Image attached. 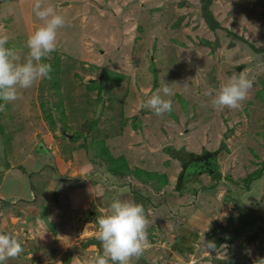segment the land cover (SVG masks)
Listing matches in <instances>:
<instances>
[{
    "label": "rangeland",
    "instance_id": "374dc122",
    "mask_svg": "<svg viewBox=\"0 0 264 264\" xmlns=\"http://www.w3.org/2000/svg\"><path fill=\"white\" fill-rule=\"evenodd\" d=\"M213 1L214 29L202 16L206 0H44L65 18V26L58 31L57 49L46 61L52 64L53 78L19 89L16 101H0L5 109L0 112L3 160L31 146L36 149L40 141L51 152L59 153V145L65 143L80 147L91 140L81 137L70 142L67 135H84L99 120L101 141L106 140L116 155H126L131 167L144 163L147 172L166 176L153 180L169 184L167 190L162 189L169 204L161 206L159 213H166L155 220L157 226L170 216L169 208L188 213L189 204L204 187L209 188L205 196L218 197L231 207L234 203L227 201L228 195L236 194L237 199L240 192L228 178L239 181L261 168L264 161V98L260 95L264 0ZM33 5L34 0H0V35L9 38L7 46L14 47L22 59L28 51L25 41L40 23ZM259 48L262 53L256 51ZM240 72L253 81L247 99L238 109H214L205 92L212 89L215 95L221 84ZM109 77L110 81L103 80ZM99 83L104 85L101 92ZM164 83L173 88L174 95L165 97L172 100L173 110L157 116L144 105ZM79 110L83 113L77 114ZM61 111L70 126L63 133ZM47 114L53 118L55 131L48 125ZM2 128L11 134L13 146L4 144L7 134L1 133ZM42 129L45 132L37 136ZM74 146L67 153L61 150L62 154L87 160L83 150L75 151ZM169 148L171 153L179 152L180 161L171 157ZM207 152L215 154L213 171L218 168L222 176L208 172L206 165L201 166V172L189 168L185 184L178 190L184 165L181 159L187 162ZM255 186L249 194L241 189L242 198H259ZM144 189L149 188L145 185ZM177 202L184 206L175 208ZM215 203L214 208H220L222 203ZM253 222L256 228V218ZM244 233L250 236L253 230ZM247 239L241 241L246 250L254 245ZM233 241L229 236L226 246Z\"/></svg>",
    "mask_w": 264,
    "mask_h": 264
},
{
    "label": "crops",
    "instance_id": "0c3cea01",
    "mask_svg": "<svg viewBox=\"0 0 264 264\" xmlns=\"http://www.w3.org/2000/svg\"><path fill=\"white\" fill-rule=\"evenodd\" d=\"M40 142L36 149L30 147L32 150L21 153L23 156L13 155L5 159L8 161L0 157V233L14 235L24 249L18 257L8 259L5 264H71L72 258L77 256L83 264L89 257L102 251L94 235L97 216L107 212L114 199L136 202L133 190L140 188L145 192V185L139 182L136 185L132 181V184L120 186L102 171H95L88 160H74L70 154H62L60 150L59 153L51 152L50 147H44ZM143 166L136 165L140 169H148ZM159 175H163V172ZM234 186L240 194L244 193L236 184ZM123 187L127 189L122 191ZM208 189L205 188V191ZM166 190L161 194L152 193L151 196L146 192L142 194L151 200L147 202V218L150 221L148 233L157 234V237L167 236L171 242L148 238L149 246L139 258H133L131 264H249L247 258L252 263L258 255L264 258L257 240L247 250L242 248L241 241L248 235L238 230L241 225L247 229L253 227L249 220L246 222L248 224H243L249 214L232 223L226 217H230L236 201L230 207L218 197L205 196L203 190L189 204L191 210L188 213L169 208L167 212L170 216L157 226L155 220L166 213H159L161 206L169 204L165 198L168 196ZM214 201L222 203L220 208H214ZM195 205L196 208H193ZM175 206L182 207L184 202H177ZM262 216V221L256 220L253 232L264 238V214ZM217 224L236 231L229 234L233 236L235 244L225 246L226 253L220 252L222 257H215L216 250L210 254L207 249L196 251L205 235L213 231ZM180 236L183 238L181 243ZM232 249H237V254L232 255Z\"/></svg>",
    "mask_w": 264,
    "mask_h": 264
},
{
    "label": "clouds",
    "instance_id": "9594fccd",
    "mask_svg": "<svg viewBox=\"0 0 264 264\" xmlns=\"http://www.w3.org/2000/svg\"><path fill=\"white\" fill-rule=\"evenodd\" d=\"M33 11L40 23L25 41L24 46L28 51L23 59L14 47L7 46L9 38L0 35V101L5 103L16 101L19 89H28L36 82L53 78L52 64L46 61L57 49L58 31L65 26V18L54 7L45 4L44 0H34ZM183 87L187 89L189 86L185 84ZM252 87L253 81L240 72L221 84L215 90V95L212 89L207 90L205 95L211 97L214 109H238ZM173 95L171 85L164 83L146 100L144 106L151 108L157 116L171 113L173 102L165 97ZM4 110V105L0 104V112ZM255 183L264 184V179ZM246 203H249L248 198ZM149 223L142 204L114 199L107 212H101L95 222L94 235L102 251L89 257L83 264H131L132 259L139 258L149 246ZM205 247L209 254L217 248L214 241H208ZM23 250L14 235L0 233V264L18 257ZM216 256L222 257V254L216 252ZM71 264H81L79 256L73 257ZM253 264H264V258L258 257Z\"/></svg>",
    "mask_w": 264,
    "mask_h": 264
},
{
    "label": "trees",
    "instance_id": "16d2710c",
    "mask_svg": "<svg viewBox=\"0 0 264 264\" xmlns=\"http://www.w3.org/2000/svg\"><path fill=\"white\" fill-rule=\"evenodd\" d=\"M3 1H7V0H3ZM9 1H13V0H9ZM206 1L208 3L205 4L206 6L202 10V14H203L202 16H205V20H206L208 26L210 28L214 29L215 28L214 24H213V19H214L213 17L214 16L212 14L211 7H210L211 3L213 4L214 1L213 0H206ZM245 16H247V15H245ZM261 48L263 49L264 47H261ZM256 51L258 53H262L263 52V51H260V48L257 49ZM109 79H110V77L108 79L103 78V80H106V81H110ZM260 83H261L262 88H263L262 92H261L262 94H260V95H262L263 98H264V80L261 81ZM56 85H58V82H54V86H56ZM89 89L93 90V88H89ZM98 89H99L100 92L104 89L103 83H99L98 84ZM71 111H72L73 115L76 113L75 108L71 109ZM79 112L81 114L83 113V111L79 110L77 112V114H79ZM64 115H65V117H64ZM46 116H47L46 119H47L49 127H51L53 129V131H55L56 125L52 121L53 118L51 117V114H47ZM60 116H62L60 118H61V122H62V127H61L62 129L61 130H62V133H63L65 130H67V128L69 126L67 124V121L69 119L66 116V113H64V111H61V115ZM62 118H65V119L62 120ZM94 122H95V124L92 125V127L89 129V131L87 130V133L84 134V135H83V132H80V134L79 133L73 134L72 135L73 137H71L70 135H67L70 142H78V140L81 139V137L82 138L86 137V140L90 139L91 142L88 143L87 141H83V143L81 144L82 146H80V147H75L74 145L68 144V143H65L63 145L60 144L59 145L60 151L62 150L63 152L67 153L68 151H70L69 149L72 146H74L76 148L75 151L83 150L82 154L87 156L88 159L87 158L86 159L92 164V166L94 167L95 171H97V172H101L102 171L110 180L115 179L119 183L120 186H125V185L132 184V181L133 182L136 181V182H139V183H143L147 179L148 181L146 180L147 182L143 183V184L144 185L148 184L147 187L149 189H145V191H148V195L151 196L152 193H159V192L161 194V191H162L163 187H167L169 184L166 183V180H164L163 183L162 182L155 183L153 181V180H156V178H159V176H160L159 174L160 173H158V172H147L148 170L143 171L142 169H140L138 167H131L126 155H116L110 149L109 145L108 144L106 145V140H105V142L101 141V139H103V138L101 137L102 134H100L101 131L98 130L99 120L98 121H94ZM42 130H43V132L40 133L39 136H42V134L45 132L44 131L45 129H42ZM91 130H94V131L91 132ZM1 133L2 134H4V133L7 134V132L3 128L1 130ZM106 137L108 138V136H106ZM11 140H13L11 134H7L6 140L4 141L5 142L4 144L6 146L7 145L10 146L12 144V146H13L14 142L13 141L11 142ZM40 145H42V143ZM31 147H33V146H31ZM170 148H172V147H170ZM170 148L166 149L167 152L169 151V154L171 155L172 158L177 159V160L180 161V159L178 158V156L180 155L179 152L175 151L174 153H171ZM30 149L31 148L29 147L28 151ZM0 157H1V155H0ZM181 161H182L183 164H185L186 163L185 162L186 158L185 159H181ZM261 165H262L261 168L255 169L253 171V173H251L250 175H248L247 177H245L243 179H240L239 181H235V180H233L231 178H228V180H230L233 184H236V186L241 187V189H243L246 194H249V193L254 191L253 187L255 186L254 185L255 182L260 181V179L264 177V161L261 163ZM211 169H212V172H214L213 173L214 176L217 175L218 178L222 176V175H220L218 173L219 172L218 168H217V170L213 171V166H212ZM208 172L212 173L211 171H208ZM141 173L144 174V176L141 175ZM165 177L166 176L163 174V177H161V179H164ZM185 177H187V175L185 173L183 175H180L181 182L178 185L179 186L178 190H180V191L182 189V186L185 184V181H184ZM160 184H161V186H160ZM255 187H256V192L257 191L259 192V198L255 199V200L248 199L249 203H246V199L242 198V193H241V195L237 194V200L238 201H236V199H235L236 198L235 197L236 194H231L230 193L228 195L227 201L232 202V203L235 202V201L236 202H235L234 208H233V210L231 212L232 214H230V217H226V219H230V221H232V223H233V222H237L238 219H240L241 217L244 216V214H249V217L252 216V218L249 219V221H251V223H253V224H254L253 220L255 218H256V220H259V221L263 220V216H262L264 214V204H262L264 202V195H263V191H262V187L263 186L261 184V185L255 186ZM204 188H202L203 191H205ZM212 188H215V185ZM139 189L140 188H138L137 191H136V188H135V190H133V193L136 195L134 197V199H135L136 203L142 204L144 206L146 216H148L149 213H148L147 207L149 206V204H147V202H149L151 200H150V198L148 196H145V195L142 194L144 191H142V190L140 191ZM149 190L151 192H149ZM137 196H139V197H137ZM261 207H262V209H261ZM235 210H237L236 214H234ZM250 213H253V214L251 215ZM253 224H252V226H254ZM250 229L253 230V227L250 228ZM232 230H233V228L232 229L229 228V227L223 228L222 226H220V224L219 225L217 224L215 226V229H213V231H211V232H209V233H207L205 235L200 248H197L198 250L196 249V251L201 252L202 249L205 250L206 249L205 244L208 241H214L215 244H216V247H217L216 251L219 252V253L223 252V249L226 246L225 244L228 243L229 234L233 233V232H236L235 230H233V231ZM238 231L240 233H244V231H247V228H244L241 225V227L239 228ZM157 236H158L157 234L154 235L153 233H148V238H151L153 241H155L156 238H158V239L161 238L165 242H169V241L171 242L170 238L168 239L167 236H164V235L162 237L161 236L157 237ZM181 239H183V238L180 236V238H179V242L180 243H181ZM248 240L251 243H255L256 240L259 241L260 245H261L260 249H263V253H264V238H262V235H260L257 232H253L250 236L248 235L247 241ZM235 241H236V239H235ZM233 243L235 244V242H233ZM242 247H244V250H246L245 249L246 246L243 245ZM230 252H231L232 255H235V254H237L238 250L237 249L236 250L232 249V251H230ZM258 257L260 258L261 255L260 256L258 255L257 258ZM247 260H249L248 261L249 264H253L249 258H247ZM232 264H239V263L232 262Z\"/></svg>",
    "mask_w": 264,
    "mask_h": 264
},
{
    "label": "flooded vegetation",
    "instance_id": "af4514ba",
    "mask_svg": "<svg viewBox=\"0 0 264 264\" xmlns=\"http://www.w3.org/2000/svg\"><path fill=\"white\" fill-rule=\"evenodd\" d=\"M210 154H212V157H210ZM213 157H215V154L207 152V153H204L203 155H198L195 158L188 160L183 165V170L181 172V175L182 173L184 174L185 172H187L189 168L192 170H199L201 166L203 165H206L205 169L207 171H211V167L213 166V161L211 162V160H213L212 159ZM197 158L200 161H196Z\"/></svg>",
    "mask_w": 264,
    "mask_h": 264
},
{
    "label": "water",
    "instance_id": "95a60500",
    "mask_svg": "<svg viewBox=\"0 0 264 264\" xmlns=\"http://www.w3.org/2000/svg\"><path fill=\"white\" fill-rule=\"evenodd\" d=\"M64 5H69V3H65ZM210 157H212V154H210ZM196 161H200V160H198V158H197Z\"/></svg>",
    "mask_w": 264,
    "mask_h": 264
},
{
    "label": "built area",
    "instance_id": "2783aa9c",
    "mask_svg": "<svg viewBox=\"0 0 264 264\" xmlns=\"http://www.w3.org/2000/svg\"><path fill=\"white\" fill-rule=\"evenodd\" d=\"M176 264H178V263H176Z\"/></svg>",
    "mask_w": 264,
    "mask_h": 264
}]
</instances>
